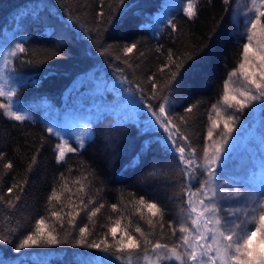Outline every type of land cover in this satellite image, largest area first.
I'll return each mask as SVG.
<instances>
[{
  "label": "trees",
  "instance_id": "16d2710c",
  "mask_svg": "<svg viewBox=\"0 0 264 264\" xmlns=\"http://www.w3.org/2000/svg\"><path fill=\"white\" fill-rule=\"evenodd\" d=\"M160 1L124 0L121 4L118 0H105V16L101 20L99 0H0V43L23 35V44L28 50L12 61L20 81L16 94L18 105L38 112L40 107H35L47 100L50 108L58 103L63 109L71 106L77 94L87 90L94 80H102L120 83L143 106L148 103L156 106L158 101L150 98L147 77L157 72L171 49L175 53L173 59L184 65L177 77L180 85L168 93L169 98L176 99L171 115H182L184 107L197 105L183 131L199 150L211 108L222 94L228 72L242 58L243 42L231 33L230 5H224L223 0H198L199 12L193 20L175 11L171 19L178 31L173 33L165 26L153 36L140 24L150 19ZM131 43H136L137 49L123 56L121 48ZM157 48L162 52H157ZM141 52L143 56L139 55ZM124 59L131 66L125 65ZM138 84L143 94L137 90ZM112 118L110 114H103L94 120L92 136L83 152L70 153L67 163L61 166L54 160L58 140L46 132L42 121L21 123L0 114V152L5 154L0 161V195L13 183L27 180L16 208L0 203V233L8 237L7 242L0 241V264H104L105 261L120 264L110 253L75 244L72 237L76 233L67 223V216L63 228L51 217V211H58L68 203L67 193L61 203L53 201L50 205L47 199L53 188L59 190L61 173L75 192L72 180L85 169L94 171L89 194L119 207L117 213L106 207L92 222L81 213L76 227L87 223L93 238L107 231L102 225H110L121 216L123 224L131 221L132 228L139 224L146 232L150 231L146 219H140L132 203L140 196L164 208L165 224L175 222L181 208V177L175 157L163 150V131L142 129L132 119L114 123ZM142 141L151 142L152 151L134 160ZM255 143L262 146L258 141ZM34 155L37 162L27 171ZM8 161L13 168L5 173L3 163ZM82 163L84 168L80 167ZM69 168L73 169L71 173ZM96 189L102 191L97 194ZM63 211L67 212L68 208L63 207ZM40 217H45L48 226L68 242L15 251ZM65 232L72 235L65 236ZM156 232L159 238L158 228Z\"/></svg>",
  "mask_w": 264,
  "mask_h": 264
},
{
  "label": "snow or ice",
  "instance_id": "6c2138e0",
  "mask_svg": "<svg viewBox=\"0 0 264 264\" xmlns=\"http://www.w3.org/2000/svg\"><path fill=\"white\" fill-rule=\"evenodd\" d=\"M118 2L123 4L124 0ZM231 2L232 0H223L224 5ZM104 4L105 0H99L98 17L101 20L105 16ZM245 7V31L242 34L244 42L240 53L242 59L238 68L229 73L223 85V102L228 108L234 109V113L225 115L221 108L212 106L215 116L208 115L210 125L204 136L206 142L199 152L183 131L197 105L189 104L184 107L182 115H171L174 107L170 104L168 93L174 86L180 85L177 77L184 67L183 63L174 60L175 53L169 49L157 72L147 77L150 98L158 101L156 106L151 103L145 105L150 114L148 124L163 131V150L173 154L180 170L181 208L178 222L174 224L168 221L165 224L164 208L156 201L140 196L133 199L132 203L136 205L135 210L140 219H146L150 231L146 232L139 224L132 228L131 221L123 224L121 216L110 225H102L101 227H107V231L100 232L93 238V232L87 223L76 227L77 218L81 213H85L87 220L92 222L106 207L112 213L119 212V207L116 203L107 204L89 194L95 179L94 171L85 169L80 176L72 180V184L76 186L75 192L69 186L68 178L61 173L59 190L53 188L47 199L50 205L53 201L61 203L65 194H69L68 203L63 206L67 207L68 211L64 212L62 207L58 211H51L50 215L61 228L64 226V217H68L67 223L76 233L72 237L75 244L110 253L120 264H264V187L258 194L253 191L252 195L245 197V193L239 190H227L220 183L218 173L226 146L233 138L237 114H243L246 109L253 107L254 102L264 103V0H248ZM180 10L189 20L195 19L199 12L198 0H183ZM108 15L110 16L111 12ZM167 26L173 33L178 31L173 19L167 20ZM134 49H137V44L131 43L124 45L121 52L127 57ZM27 51L24 44L17 43L4 54L3 63L0 64V97L5 98L0 101V114L21 123L31 120L32 117L14 108L13 97L16 96L17 89L8 85L7 74L13 70L10 68L12 58H17L18 54ZM156 51L162 52V49L157 48ZM139 55L143 56L144 53ZM116 58L120 59V56ZM122 62L131 66L127 59ZM117 71L123 73L122 69ZM233 77L242 79L240 87H231ZM123 79L124 82L127 81V77ZM137 90L143 94L144 90L139 84ZM46 132L59 141L54 147V160L61 166L67 163L70 153L83 152L86 138L90 135V129L87 127L82 128L74 137L68 138L53 127H48ZM214 136H218V139ZM151 151V142L142 141L133 159H141ZM4 157L5 154L0 152V161L4 160ZM36 162L34 155L27 171H31ZM80 167L84 168V164ZM12 168L11 161L3 163L5 173ZM72 171V168L68 169L69 173ZM155 171L157 170L154 168L153 174ZM194 181L198 186H194ZM26 183V179L13 183L6 193L0 195V203L11 209L16 208V202L21 200L20 193L24 191ZM101 191L102 189H96L97 194ZM129 196L134 194L129 193ZM241 197L244 199L241 200ZM157 228L159 238H156ZM64 235L71 236L72 233L65 232ZM7 240L8 237L0 233V241ZM67 242L55 228L48 226L45 217H40L35 221L33 229L19 242L15 251L19 252L31 246ZM104 264H112V261H105Z\"/></svg>",
  "mask_w": 264,
  "mask_h": 264
},
{
  "label": "rangeland",
  "instance_id": "374dc122",
  "mask_svg": "<svg viewBox=\"0 0 264 264\" xmlns=\"http://www.w3.org/2000/svg\"><path fill=\"white\" fill-rule=\"evenodd\" d=\"M182 3L183 0H161L156 11L151 14L150 19L143 21L140 26L148 30L153 36H157L167 26V20L171 19L172 14L175 11H181ZM247 4L248 0H232L229 4L230 17L233 22L231 33L233 37L242 40V42H244L242 34L245 31L244 11H246L245 5ZM24 39L25 36L18 35L0 43V64L3 63L4 54L14 48L17 43L23 44ZM10 68L13 69L12 63ZM237 68L238 66L233 70ZM233 70L228 72L225 80L228 79L229 73ZM7 75L8 85L18 89L20 81L15 72L12 70ZM232 79L233 84L231 87L241 86L242 79L239 77H233ZM223 94L224 89L213 105L221 108L225 115L233 114L234 109H230L224 104ZM169 99L171 105L176 103L174 97ZM4 100L5 98L0 97V101ZM13 101L15 109L30 115L31 120L42 121L46 129L48 127L56 128L65 135V138L74 137L82 128L87 127L90 129V135L86 138V141L89 140L92 136V122L103 114H110L114 123L132 119L138 121V126L142 129L152 128L148 124L150 114L146 107L135 101L130 93L115 81L94 80L87 90L77 94L71 106H66L63 109L58 103H54L53 107L50 108V103L45 100L35 107H40V110L36 112L30 108L19 106L16 96L13 97ZM209 114L215 116L212 108ZM237 115L238 119L233 138L226 146L218 173L220 183L227 190L232 192L239 190L245 193V197H247L252 195L253 191L258 194L261 188L264 187V103L254 102L253 107L246 109L243 114ZM206 122L207 129L210 122L208 119ZM214 138L218 139V136H214ZM256 141L260 142L262 146H257ZM205 142L204 140L203 144ZM73 146L75 147L74 143ZM201 149L202 147L198 152ZM193 184L198 186L195 181ZM240 199L243 200L244 197ZM178 220L179 216L177 215L174 224ZM172 264H175V262H172Z\"/></svg>",
  "mask_w": 264,
  "mask_h": 264
}]
</instances>
